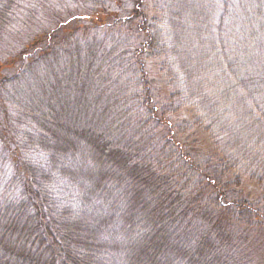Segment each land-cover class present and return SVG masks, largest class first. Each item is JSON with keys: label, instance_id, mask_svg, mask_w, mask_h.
Segmentation results:
<instances>
[{"label": "trees", "instance_id": "obj_1", "mask_svg": "<svg viewBox=\"0 0 264 264\" xmlns=\"http://www.w3.org/2000/svg\"><path fill=\"white\" fill-rule=\"evenodd\" d=\"M53 1L0 0V264H264V0Z\"/></svg>", "mask_w": 264, "mask_h": 264}, {"label": "rangeland", "instance_id": "obj_2", "mask_svg": "<svg viewBox=\"0 0 264 264\" xmlns=\"http://www.w3.org/2000/svg\"><path fill=\"white\" fill-rule=\"evenodd\" d=\"M54 1H55V0H54ZM54 1H53V2H54ZM58 1H59L60 4H61V8H65V2H64V0H62V1L58 0ZM53 2H52V3H53ZM57 3H58V2H54V3H53V7H54ZM73 8H74V7H73Z\"/></svg>", "mask_w": 264, "mask_h": 264}]
</instances>
